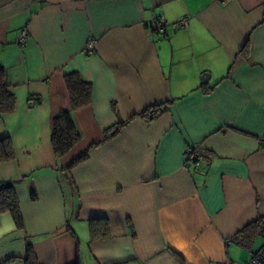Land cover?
I'll return each instance as SVG.
<instances>
[{"label":"crops","instance_id":"1","mask_svg":"<svg viewBox=\"0 0 264 264\" xmlns=\"http://www.w3.org/2000/svg\"><path fill=\"white\" fill-rule=\"evenodd\" d=\"M151 16L165 34H150ZM0 66L16 98L0 113L14 151L0 182L15 183L24 220L0 213V264H26L27 243L34 264H237L232 238L264 219V0H0ZM71 72L92 84L87 106L71 109ZM162 102L161 116L131 120L65 170L112 124ZM64 109L80 141L57 157ZM193 144L206 164L186 168ZM93 219L108 237L90 240Z\"/></svg>","mask_w":264,"mask_h":264},{"label":"trees","instance_id":"2","mask_svg":"<svg viewBox=\"0 0 264 264\" xmlns=\"http://www.w3.org/2000/svg\"><path fill=\"white\" fill-rule=\"evenodd\" d=\"M65 83L69 92L71 109H77L90 104L92 99V84L83 79L78 72H71L65 75ZM4 80V70L0 66V113H10L15 108L16 98L11 93ZM169 102L153 103L148 107L135 113L126 120L118 121L104 130L102 140L91 143L86 150H82L77 156L72 158L65 166V170L70 171L81 162L88 159L90 150L109 138L116 137L125 124L135 118L143 119L146 123L152 122L166 110L169 109ZM69 109L61 110L52 118L51 146L53 153L57 157H63L69 153L80 141V135L71 117ZM14 151L9 139L0 140V160H9L14 157ZM15 183L13 181L0 182V213L9 212L15 222V227L24 229V220L21 215L20 204L16 194ZM90 240L104 239L109 235V225L105 219H93L89 223ZM264 233V219H259L242 229L232 239L243 249H250L251 241L258 235ZM31 243L26 245L24 260L26 264H34V254Z\"/></svg>","mask_w":264,"mask_h":264},{"label":"built area","instance_id":"3","mask_svg":"<svg viewBox=\"0 0 264 264\" xmlns=\"http://www.w3.org/2000/svg\"><path fill=\"white\" fill-rule=\"evenodd\" d=\"M166 24L167 22L163 17L151 16V18L147 21L146 27H148L151 35L165 34L167 32ZM188 24H189L188 17H184L183 19L178 21V23L175 26L186 29L188 28ZM26 31H27L26 29L20 31V35L17 38V42L19 44L24 45V43L27 42L29 38V34ZM93 45H94V41H89V43L87 44V49L92 50ZM260 140L262 143H264V138H261ZM182 157H183V165L186 168L190 166H196L199 164H206V158H205L206 154L202 146H200V144H193L188 146V148H186L185 151L183 152ZM262 236H264V233H262ZM229 241H231V239H228L227 241H225V243L229 244ZM250 254L251 256L248 264H264V243H262V245L258 249L251 252Z\"/></svg>","mask_w":264,"mask_h":264},{"label":"rangeland","instance_id":"4","mask_svg":"<svg viewBox=\"0 0 264 264\" xmlns=\"http://www.w3.org/2000/svg\"><path fill=\"white\" fill-rule=\"evenodd\" d=\"M264 236L262 234H258L251 242V247L250 249H243L239 248L236 245L232 246L233 252L231 254L233 263L237 264H248L251 252L255 251L258 249L262 243H264ZM252 250V251H251Z\"/></svg>","mask_w":264,"mask_h":264},{"label":"water","instance_id":"5","mask_svg":"<svg viewBox=\"0 0 264 264\" xmlns=\"http://www.w3.org/2000/svg\"><path fill=\"white\" fill-rule=\"evenodd\" d=\"M209 78V74L208 73H205L203 76H201V81H207Z\"/></svg>","mask_w":264,"mask_h":264}]
</instances>
